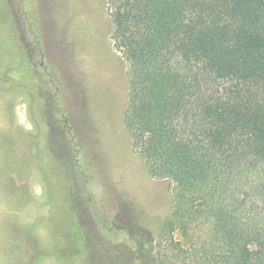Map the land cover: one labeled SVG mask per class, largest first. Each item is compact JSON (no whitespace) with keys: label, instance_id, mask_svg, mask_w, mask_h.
I'll list each match as a JSON object with an SVG mask.
<instances>
[{"label":"trees","instance_id":"trees-1","mask_svg":"<svg viewBox=\"0 0 264 264\" xmlns=\"http://www.w3.org/2000/svg\"><path fill=\"white\" fill-rule=\"evenodd\" d=\"M106 5L114 46L130 67L124 123L133 151L152 178L174 186L160 235L178 257L156 264H264V0ZM69 6L68 19L77 11ZM9 15L0 20L10 49L0 56V98L34 93L32 115L45 137L46 74L10 36ZM100 17L104 36L109 23Z\"/></svg>","mask_w":264,"mask_h":264},{"label":"rangeland","instance_id":"rangeland-1","mask_svg":"<svg viewBox=\"0 0 264 264\" xmlns=\"http://www.w3.org/2000/svg\"><path fill=\"white\" fill-rule=\"evenodd\" d=\"M9 14L10 36L46 74L39 110L45 137L32 115L34 93L0 98V264L177 258L175 242L160 235L174 186L152 178L133 151L124 123L130 67L111 38L106 0H0V20ZM99 14L109 23L104 36ZM8 51L0 30V56ZM12 172L27 184L19 186Z\"/></svg>","mask_w":264,"mask_h":264},{"label":"flooded vegetation","instance_id":"flooded-vegetation-1","mask_svg":"<svg viewBox=\"0 0 264 264\" xmlns=\"http://www.w3.org/2000/svg\"><path fill=\"white\" fill-rule=\"evenodd\" d=\"M0 97H1V94H0ZM10 100H12L11 95H10ZM10 134L13 135V136L15 137V132H14V130H11V131H10ZM15 139H16V137H15ZM11 174L16 175V172H12ZM16 177H18V174L15 176V178H16ZM18 184H19V186H21L22 184H25V185H26V184H27V181L22 182V181H20V179H19V177H18ZM10 218H11V219H9V220H14V215L11 216ZM11 224L13 225V222H10V223L8 224V226H10ZM30 238H32V237H30ZM27 243H28V244H27L28 247H30V249H31L32 252L37 251V249L39 250L36 241H31V242H27ZM33 246H34V248H32Z\"/></svg>","mask_w":264,"mask_h":264}]
</instances>
